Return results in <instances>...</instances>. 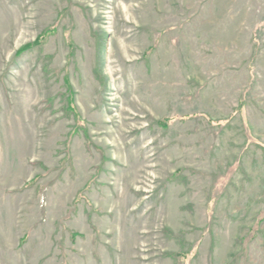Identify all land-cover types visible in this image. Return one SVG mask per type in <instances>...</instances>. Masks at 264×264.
Wrapping results in <instances>:
<instances>
[{"label": "rangeland", "instance_id": "obj_1", "mask_svg": "<svg viewBox=\"0 0 264 264\" xmlns=\"http://www.w3.org/2000/svg\"><path fill=\"white\" fill-rule=\"evenodd\" d=\"M0 264H264V0H0Z\"/></svg>", "mask_w": 264, "mask_h": 264}, {"label": "trees", "instance_id": "obj_2", "mask_svg": "<svg viewBox=\"0 0 264 264\" xmlns=\"http://www.w3.org/2000/svg\"><path fill=\"white\" fill-rule=\"evenodd\" d=\"M49 32L48 31H45V33H43V35H39L36 40L32 43H27V44H24L23 46H21L17 51H16V54L15 55H18L20 54L21 52L29 49L30 47L32 46H35L37 45L39 42H41V40L44 38V36H46L45 34H48ZM243 104V101L241 102L240 100V103H239V106L237 107V110L240 111L241 110V105ZM73 110V109H72ZM171 120V117H164L162 118L160 121H158V123L163 126V127H166L168 125V122ZM77 235L76 233H73L72 236H75ZM176 256H184L185 254L184 253H175Z\"/></svg>", "mask_w": 264, "mask_h": 264}]
</instances>
